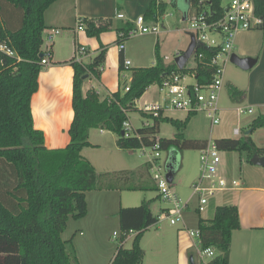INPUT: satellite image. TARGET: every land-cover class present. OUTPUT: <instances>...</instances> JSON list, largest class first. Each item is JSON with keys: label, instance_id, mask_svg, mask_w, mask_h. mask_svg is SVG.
<instances>
[{"label": "trees", "instance_id": "1", "mask_svg": "<svg viewBox=\"0 0 264 264\" xmlns=\"http://www.w3.org/2000/svg\"><path fill=\"white\" fill-rule=\"evenodd\" d=\"M54 1L0 0V39L15 52L11 56L0 51V264H79L70 241L62 239L61 233L69 216L81 218L86 214L87 191L157 190L147 161L137 169L98 172L81 153L83 147L90 145V129L114 133L120 149L136 150L158 141L160 150L170 151L176 159L179 150L200 149L209 142L186 138L182 132L195 112L177 120L163 116L162 112L153 117L137 108L151 122L134 128L132 135L121 132L127 112L136 109L135 100L170 73L193 71L199 83L210 82L214 75L211 59L215 49L199 45L193 54L194 66L186 64L179 69L174 60L165 62L156 41L155 63L132 68L128 82L123 81L119 89L101 98L94 89L85 93L82 90L84 75L100 78L107 53V45L100 42L97 54L88 63L74 58L69 62L73 68L70 139L62 148L47 149L42 131L33 125L31 96L38 88V75L44 67L41 59L51 54L42 49L46 28L43 17ZM169 4L179 8L185 20L191 13L198 16L205 12L208 19H216L224 12L221 0H170L169 3L152 0L142 14L144 20L156 22ZM263 6L264 0L256 2V14H262ZM78 22L88 36L97 39L103 31L115 30L119 34L133 27L128 20L114 23L110 19L82 18ZM123 59L121 53V70ZM162 122H170L177 132L170 138L157 137ZM259 127H264V115H258L246 129L251 132ZM247 130L242 129L239 137L216 138L211 142L219 151L244 152L248 159L253 154L264 155V148L254 144ZM117 215L122 237L110 264H141L144 251L140 238L144 230L158 222L159 215L151 212L146 201L120 207ZM237 228L239 216L235 205H218L212 218H199L198 246L216 249V255L206 264H229L231 236ZM129 231L134 235L127 248L123 240Z\"/></svg>", "mask_w": 264, "mask_h": 264}, {"label": "crops", "instance_id": "2", "mask_svg": "<svg viewBox=\"0 0 264 264\" xmlns=\"http://www.w3.org/2000/svg\"><path fill=\"white\" fill-rule=\"evenodd\" d=\"M151 1L56 0L47 7L43 17L46 28L43 31L44 49H42L46 53L51 52V54L48 57L46 56L48 64H45L40 71L38 75V88L31 96L33 125L36 129L42 131L44 145L47 149L62 148L67 145L70 139L68 129L73 117V68L69 62L74 58L77 47L82 46L86 49L83 62L88 63L97 54L100 42L107 45V53L102 65L100 78H85L82 84L83 93L91 88L96 90L99 96L103 98L108 93L116 91L120 88L121 83L127 80L125 71L130 68L124 67L122 70L119 69V55L122 53L123 58L130 60V64H132L131 59L128 57L129 55H126V51L128 50L129 53L134 52L133 44L125 42L124 50H119L117 45L118 33L115 30L103 31L100 33L99 39L88 36L85 29L77 28L79 19H110L114 23L118 20L133 21L138 15L144 13ZM165 1L169 2L170 0ZM119 13L123 15V18L118 17ZM183 20H185L184 17ZM56 29L59 30L58 34L53 33ZM257 33L263 43V49L259 52L250 43V40L253 39L250 32H239L234 36L233 52L240 57L255 58L256 62L250 70L248 69V72L243 73L225 74L226 70L224 68L222 88L219 92L218 100V109L222 112V125L219 128H215V125H212L210 122V132L214 133H212L211 138L207 139L208 141L230 136L239 137L241 134H233V129L236 126L241 131L242 129L247 130L246 128L252 120L258 115H264V34ZM156 41H158V38ZM156 41H149V45L143 47L146 51L150 52L151 65L155 63L154 46ZM158 47L161 56L169 57L159 45V41ZM141 48L139 47V51H141ZM179 50L178 47H175L172 52L177 53ZM136 60H138V57ZM136 67L145 66L137 65ZM231 91L233 92L231 93ZM238 107L251 108L252 112H244L243 114L245 115L241 116L243 114H236ZM171 110L175 109L163 111V116L183 120L174 118L172 115L167 116L166 111L172 112ZM231 111H235L236 115H230ZM187 114L188 112H186L185 117ZM248 114H253V116H249ZM232 124L236 125L231 127ZM246 133L249 134L257 147L264 148V127L256 128L251 132L247 130ZM116 137L110 131L95 128L89 130L88 140L90 145L83 147L81 153L92 163L97 171H108V169H100L99 167L111 160L105 154L110 155L114 151L128 150L120 149L116 145ZM90 149H101L102 152L93 153ZM225 158L221 156V164L223 163V166L220 167V174L229 179H238L240 181L239 187L235 190L217 192V194L209 198L205 209L201 212L196 209V204L193 211L198 212V218L196 219L195 217L194 219L193 216L186 214L175 232L167 234V231H161L158 228L156 231L160 234L155 237V241L152 242L150 247L153 261L147 262L145 260L146 257L143 256L141 264H189V256H193L196 264H202L197 254V241L193 236L189 235L187 230H194L198 227V220L202 213L207 212L211 208L214 210L216 206L222 204L237 206L239 216V228L235 229L231 236L229 264H264V166L253 164L244 152L242 154L239 152L237 156L231 154ZM141 164L135 167H119L118 170L137 169ZM185 202H188L189 205V199ZM190 208L189 205L185 211L190 210ZM100 210L101 214L106 217L104 206ZM146 230L142 233L140 242ZM79 233L82 238L88 236L82 230ZM133 235L134 233L129 234L123 240V244L128 237H133ZM115 238H117V235ZM113 239L114 235H112ZM70 244L72 245V242ZM73 244L76 251L78 240L73 239ZM159 246H162V248ZM165 246H171L172 251L168 253V251L164 250ZM114 253L105 257L107 264H110ZM77 260L79 264H85L81 263L79 256Z\"/></svg>", "mask_w": 264, "mask_h": 264}, {"label": "rangeland", "instance_id": "3", "mask_svg": "<svg viewBox=\"0 0 264 264\" xmlns=\"http://www.w3.org/2000/svg\"><path fill=\"white\" fill-rule=\"evenodd\" d=\"M165 1V0H164ZM223 5H226L228 0H221ZM169 3V2H168ZM164 16L160 17L156 22H148L151 26L154 23L158 24L159 33L155 34L153 32L144 33L141 35H136L132 38L125 40L126 43H131L134 45V52L129 53L126 51V55L131 59L132 64H130L128 69H126L127 82L129 79V73L132 68L138 66H150L151 58L149 57L148 51L143 47L149 45V41H156L158 38L159 45L169 57H164L165 62L173 60L175 53L172 50L175 47H178L180 51H183L190 40V35L187 33L186 29L188 27V21L183 20V15L179 8L172 7L170 4L167 6ZM193 14H189V18H192ZM241 32H250L252 35V40L250 43L253 45L254 49H257L258 52L263 49V43L260 40V34H264V28L252 27L247 30H239L237 33ZM236 33V34H237ZM141 51H139V47ZM43 48V45H42ZM44 49V48H43ZM45 51V50H44ZM138 57V60L136 58ZM139 61V62H138ZM141 63V64H138ZM188 67L194 66V61L192 58H189L187 61ZM225 74H233L240 72H248L249 70H242L236 65L232 64L230 61L225 65ZM189 75L188 81H192L191 74L192 71L186 72ZM233 91H231L232 93ZM164 93L159 90L157 85H151L146 89L143 96L135 100L136 109L130 110L127 112V116L134 126V128L142 126V121L146 118L142 117L138 109H142L144 102L150 103H162ZM219 100V97H218ZM172 112L166 111V115H172L174 118L184 119L186 112L182 110H171ZM221 111L218 112L220 121L218 124H215V128H219L222 125L221 121ZM237 114V113H236ZM235 111H231L230 115H236ZM245 114L241 115L244 116ZM253 116V114H248ZM149 119V120H148ZM147 121L151 122V119L148 118ZM236 124H232L231 127ZM177 132L175 126L170 122H162L159 127V132L157 137L170 138ZM182 132L186 138H206L209 139L212 136L210 132V119L207 117L206 111L196 112L188 121L187 125L182 129ZM215 135V134H214ZM114 136H116L114 134ZM231 137V136H230ZM93 153L102 152L101 149H90ZM142 148L130 151V150H119L114 151L113 154H105L111 158L110 162H105L100 165V169H108V171H118L119 167H135L138 164H141L143 161H146L153 153L154 149L152 146H145ZM160 154L158 161L164 169V164L168 158V151L166 150H157ZM238 155V151H220L222 158L226 159L228 155ZM242 154V153H241ZM200 149H182L177 152V161L179 163L178 168L174 174L173 180L171 182V190L182 199L183 202L189 199L190 210L184 212V216L189 214L193 216L194 219L198 218V212L193 211V208L198 202L197 196L192 195V182L200 175L201 173V160H200ZM223 166V163L220 167ZM242 166V165H241ZM104 170L98 171L103 172ZM106 171V170H105ZM239 177V176H237ZM159 192L156 189L152 190H91L86 192V204L87 212L81 218H74L69 216L67 219L66 229L61 233V238L72 242V249L75 251L73 244V239L78 240L76 256L80 257L81 263L85 264H107L105 257L108 255H113L116 251L119 242L121 240L122 234L119 227L118 219V209L120 207L127 206H137L143 201L148 202L149 207L151 208L154 214L164 213V208L170 207V204L166 201H163L159 198ZM104 206L106 210V217L101 214L100 208ZM163 208V211H162ZM213 208L209 209L207 212H204L200 215V218L208 219L213 216ZM180 223V222H179ZM177 224H171L169 219L160 218V220L148 230L145 231L144 237L140 242V246L144 250V257L147 262L153 261L152 252L150 247L152 242L155 241V237L160 234L156 231L158 228L161 231H167L166 233L175 232ZM84 231L88 236L80 235V231ZM113 232H116L117 238L112 240ZM73 237V238H72ZM82 238V239H81ZM90 238V239H89ZM72 240V241H71ZM132 244V237H128L126 242H124V247H130ZM162 248V246H159ZM164 250L172 251V247H164ZM79 253V254H78ZM95 254H97L95 256Z\"/></svg>", "mask_w": 264, "mask_h": 264}, {"label": "built area", "instance_id": "4", "mask_svg": "<svg viewBox=\"0 0 264 264\" xmlns=\"http://www.w3.org/2000/svg\"><path fill=\"white\" fill-rule=\"evenodd\" d=\"M259 0H228L226 5H223L224 12L216 19H208L205 12L198 16L187 18L188 27L186 29L188 34H193L196 42L208 48L215 49V54L211 59L214 66V75L210 82L206 84L199 83L195 77L196 72L192 71V81H188L189 75L186 73L172 72L167 75L158 88L164 93L162 103H150L145 101L141 111L151 114L153 117L159 116L160 112L165 110L175 109L186 112L206 111L207 117L210 119L212 125L218 124L220 121L218 112V97L222 88V76L224 67L230 61V55L234 49V36L239 30H247L252 27L264 28V6L261 8L262 14H256V2ZM262 1V0H261ZM119 18H123L121 13ZM133 27L126 33H119V42L117 43L119 50H124L125 40L135 35L153 32L159 33L158 24L154 23L151 26L147 23L142 15H138L133 21ZM241 24V27H239ZM78 29H83L82 23L78 22ZM58 34L59 30L53 31ZM0 51L8 55L14 56L15 52L7 46V43L0 39ZM180 52H177L179 54ZM86 54L85 48L78 46L75 52L74 59L77 62H83V56ZM167 58V57H166ZM193 59V55L191 57ZM43 65L48 64L47 58L41 59ZM124 67L130 65V60L123 59ZM128 90V86H124ZM237 114L244 112L251 113V108L238 107ZM149 122L147 118L142 121V125L146 126ZM123 134L125 136L132 135L134 127L129 118L123 121ZM234 135L241 134L239 127L233 129ZM154 153L147 159L150 166L152 178L156 184L160 198L170 204L166 207L164 213L158 216L160 218L169 219L171 224H177L184 220V211L189 206L188 202H183L172 190L171 183L165 177V168L162 169L158 157L160 156L157 150H160L159 142L153 144ZM144 147H142V151ZM201 173L199 177L191 184L192 195L197 196L198 202L196 209L203 211L208 203L210 197L217 194V192H225L235 190L239 187L240 181L236 178H227L220 174L221 155L218 148L209 141L205 147L200 148ZM189 235L193 236L199 243L200 232L196 228L194 230H187ZM134 233L129 231V234ZM114 239L117 235L114 232ZM127 237V236H126ZM125 237V238H126ZM124 238V239H125ZM197 254L200 262L206 264L216 255L214 247H197Z\"/></svg>", "mask_w": 264, "mask_h": 264}, {"label": "water", "instance_id": "5", "mask_svg": "<svg viewBox=\"0 0 264 264\" xmlns=\"http://www.w3.org/2000/svg\"><path fill=\"white\" fill-rule=\"evenodd\" d=\"M239 27H241V24H239ZM189 35H190V40L187 47L173 58L175 64L179 69H182L187 64L189 58L192 57L197 47L200 45L196 42V39L192 33ZM230 62L239 66L243 70H248L255 64L256 59L252 57H240L233 52L230 55ZM85 78H87L86 75L83 76V79ZM123 133L124 132L122 131L121 134ZM250 161L253 164L264 166V155L260 156L258 154H253L250 158ZM178 165L179 163L177 164L176 158H173L171 152L168 151V158L164 164V168L166 171L165 177L169 183L172 182L173 176L176 172V169L178 168ZM189 264H196L193 256H189Z\"/></svg>", "mask_w": 264, "mask_h": 264}]
</instances>
